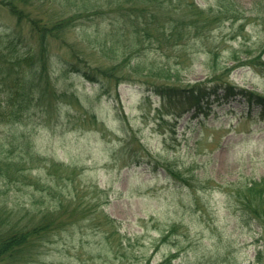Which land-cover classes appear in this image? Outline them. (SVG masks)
Returning <instances> with one entry per match:
<instances>
[{"label": "rangeland", "instance_id": "obj_1", "mask_svg": "<svg viewBox=\"0 0 264 264\" xmlns=\"http://www.w3.org/2000/svg\"><path fill=\"white\" fill-rule=\"evenodd\" d=\"M9 1L20 18L0 1V62L23 54L38 59L30 20L69 26L60 38L47 37L38 85L47 86L44 101L16 120L0 117V157L24 163L17 182L0 179L9 223L52 219L45 236L0 264H264V230L237 200L245 184L264 178L259 108L212 96L199 113L163 104L151 90L159 85L166 95L167 88L216 79L264 96V0H185L205 10L229 7L233 17L177 46L142 38L109 80L97 71L120 62L135 40L125 26L129 5ZM168 1L158 23L177 7ZM130 6L139 21L147 18L139 9L151 11L146 0ZM6 92L0 87L5 118Z\"/></svg>", "mask_w": 264, "mask_h": 264}, {"label": "trees", "instance_id": "obj_2", "mask_svg": "<svg viewBox=\"0 0 264 264\" xmlns=\"http://www.w3.org/2000/svg\"><path fill=\"white\" fill-rule=\"evenodd\" d=\"M0 1L5 2L7 7H11V12L20 18L17 8L14 7L9 0ZM121 1L129 5L128 20L125 26L131 29V33L128 32V34H132L135 40L134 43H131L130 48L129 45L124 48L125 51L121 56V59L123 58V61L121 60L122 62L115 63L113 67L104 71H97V74L102 75L106 80L114 78L116 70L120 73L122 68L125 67L124 65H126L125 62H127L128 65V61L133 57L131 56L133 53L132 51L138 48V44L142 38L148 40L149 43H157L159 48L163 46H177L192 37L200 38L204 36V33L214 22L216 23L224 19L228 20L233 17L230 15L231 13L228 12L230 10L229 7L226 6L220 7L224 11L221 9L214 11L211 8L205 10L198 8L192 1L185 2V0H173L178 2L177 7H174L173 10H169L166 14L162 15L164 16V21L158 23L157 18L161 15L162 4L167 3V0H162L161 2H158L159 0H146L148 5L151 6V11L143 8L139 9L142 10V14L147 16L145 21H139L138 18H132V12L136 11L137 7L130 6L135 5L138 0ZM117 2L120 1L118 0ZM168 2L170 5L172 4V0ZM173 11L175 12L173 13ZM178 12L181 14L179 18L176 17L178 15L174 16V14ZM30 26L32 32L37 36V43L41 48L38 59L37 57L35 58L34 56L23 54L21 56H10L9 58L14 59L13 61L4 59L0 62V87L8 90L6 93H8L10 97H7V105L10 106L11 114L10 117L7 115L6 118L4 114H0V117L4 118L2 121L16 120L18 119V112L24 109L29 110L33 103L39 105L44 101V95L47 93V86L44 84L43 88L38 85H40V81L44 79V63L46 60L44 52L46 51L47 37L58 38L66 27L69 26V21L58 20L51 24V22L42 23L41 21L30 20ZM102 44L104 48H107L108 41H103ZM114 45L116 44L112 43L111 47ZM71 56L72 58L77 57L74 54H71ZM33 60L36 62L35 67H33L34 64H32ZM119 65L121 68L118 69ZM11 67L13 69L17 68L15 69L16 71H9ZM74 69L86 78H93V76L90 75L91 73L85 68L74 67ZM14 72L16 76L9 84H6L5 79L10 73ZM160 72L164 71L160 70ZM213 81L215 82H212L211 85L202 87L197 83L183 88H167L166 95H164L162 91V86L154 85L151 90L161 95L163 104H169L175 107H178V105L184 107V105L188 104L190 107H199V113L202 111L203 106L207 105L204 104V102H208L212 96L237 99L245 102L249 109L258 107V113L264 119V96L228 82H216V79H213ZM181 111L183 112V110ZM178 116H180V114ZM23 164L24 163H19V161L12 162V160L7 159V157H0V179L4 182H17L24 176ZM237 195H239L240 198H237L239 204L246 210L250 218L264 230V178L260 181L252 180L245 184L244 188H242ZM7 215L8 214L4 212V207H2L0 203V260L8 255L14 256L20 254L23 249L22 247L33 245V243L37 242V239L45 236L51 229L50 225L52 224V219L48 220L47 223H43L48 215L36 223L25 224L23 226H18V222L9 223Z\"/></svg>", "mask_w": 264, "mask_h": 264}]
</instances>
